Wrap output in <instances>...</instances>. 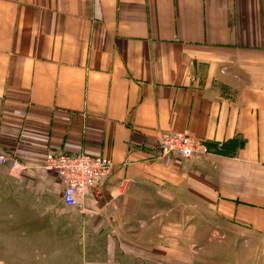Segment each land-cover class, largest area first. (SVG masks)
Segmentation results:
<instances>
[{"label":"crops","instance_id":"obj_1","mask_svg":"<svg viewBox=\"0 0 264 264\" xmlns=\"http://www.w3.org/2000/svg\"><path fill=\"white\" fill-rule=\"evenodd\" d=\"M50 150L112 173L67 207ZM0 154V264H264V0H0Z\"/></svg>","mask_w":264,"mask_h":264},{"label":"built area","instance_id":"obj_2","mask_svg":"<svg viewBox=\"0 0 264 264\" xmlns=\"http://www.w3.org/2000/svg\"><path fill=\"white\" fill-rule=\"evenodd\" d=\"M156 148L159 157L183 160L209 152L204 142L179 131L158 132ZM6 163L9 164L10 170L21 167L17 160L8 161L5 155L0 154V165ZM44 168L56 173L61 185L62 203L67 207H77L82 205L85 195L97 190L106 181L112 173L113 164L105 157L50 150L45 155ZM243 242L246 243L247 240Z\"/></svg>","mask_w":264,"mask_h":264},{"label":"rangeland","instance_id":"obj_3","mask_svg":"<svg viewBox=\"0 0 264 264\" xmlns=\"http://www.w3.org/2000/svg\"><path fill=\"white\" fill-rule=\"evenodd\" d=\"M142 225H143V224H140V227H141ZM243 243H244V242H243ZM196 249H197V248H196ZM197 251H198V249H197ZM191 252H194V250H193V251L191 250ZM144 264H145V263H144Z\"/></svg>","mask_w":264,"mask_h":264}]
</instances>
